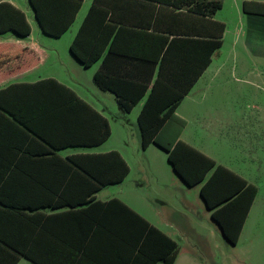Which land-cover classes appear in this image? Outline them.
Wrapping results in <instances>:
<instances>
[{"label":"crops","instance_id":"0c3cea01","mask_svg":"<svg viewBox=\"0 0 264 264\" xmlns=\"http://www.w3.org/2000/svg\"><path fill=\"white\" fill-rule=\"evenodd\" d=\"M93 2L94 0H83L67 31L59 38H53L42 32L29 0H0V162L43 159L45 156L42 154L50 150L60 159H68L76 155H104L116 152L126 163L123 155L117 150L101 151L100 149L111 136L112 124L128 125L136 130L138 144L143 152H147L151 146L162 151L166 155L171 173L182 185L187 189L199 188V198L209 213L214 230L220 234L226 245L236 247L255 206L258 189L242 171L220 161L218 151L209 144L200 142L198 133H202L209 140V136L211 139H219L220 133H224L225 130L233 128L239 130L243 126L251 125L247 121L232 123L210 120L208 116H212L210 114L215 112L204 105L203 97L209 90V81L220 77L226 64L217 63L215 70L208 74L214 56L221 53L230 32H233L231 41L234 51L232 73L238 74L237 81H249V85L255 88L258 86L251 81H261L264 84V69H256L253 66L258 61L264 64V46L259 47L253 43L251 35L259 33L264 36V15L256 13L258 11L264 13V0H195L183 5L179 4L175 8L143 0H100V3L109 9L107 12H94L90 17L89 11ZM209 2L221 4L220 9L213 15L210 16L207 10L199 12L195 9L199 3L209 4ZM244 3L250 13H244ZM229 12L234 15V22L228 19ZM88 17L90 18L86 24L87 35L104 28L105 37L111 32L116 38L110 39L112 42H107L103 56L98 61L89 68H84L71 55L69 47ZM217 24L224 26L220 39L221 46L212 54L211 61L207 65L208 42L218 36ZM63 46L67 47L66 53L63 52ZM109 46H111L110 53ZM161 48H169L171 65L175 68L174 74L177 80L192 78L203 64H206L204 71L176 107L175 115L186 124L179 140L213 161L215 166L223 167L245 183L244 189L247 193L238 202L240 206L233 208V211L238 213L223 217L227 223H239L241 214L246 210L236 245L226 241L221 228L212 219L213 212L222 208L228 201L210 210L200 195L202 186L213 170L207 173L204 181L189 187L175 173L168 160V153L154 144H150L146 149L141 146L137 119L152 83L157 78ZM136 50V53L143 56H151L153 64L154 58L158 57L151 76L150 64L147 60L139 61L128 56V53ZM247 60L251 64L255 61L252 69L247 70ZM97 72H102L110 78L131 80L139 84L147 81L151 83L148 85L146 95L133 106L132 110L122 114L116 97L108 91L101 90L94 82V75ZM70 73L75 74L79 79L84 75L87 77L88 73L92 87L90 97L69 84L73 81ZM73 82L78 89L83 90L82 82ZM61 87L70 91L92 112L107 122L110 135L103 143L92 147L78 145L60 147L73 142L74 137H77L78 141L89 139L90 136L87 134L85 137V133L97 123L94 114L78 107L64 105L63 101L69 99L67 98L69 96H65ZM59 102L62 104H58ZM257 108L255 107L254 110ZM208 143L211 144L210 141ZM52 144L59 146V149L53 150ZM62 153L65 155L61 156ZM126 165L128 166L127 163ZM36 175L49 178L59 177L62 174L56 170H40ZM128 175L120 184L102 187L91 196L90 203L56 208L43 207L40 212L49 216L60 215L61 218L53 222L52 232L59 239L72 240L75 242V247L86 249L87 255L99 262L160 264L159 260L168 252V241L176 245V258L173 264L187 262L189 259L195 260L191 245L181 247L177 243L176 238L179 234L176 223L171 222L169 218L157 216L151 209V204L143 203L139 194L130 193L131 190L123 191L122 187ZM142 186L143 183H139L136 188ZM111 187L117 188L100 199L102 192ZM67 189L58 183H50L42 186L41 191L60 192ZM252 189L255 193L251 198ZM29 190H32L31 186ZM8 191L11 189L8 188ZM115 194H119V197ZM111 200H117L131 209L148 227L135 218L127 217L117 204H110L106 206L107 208L101 206ZM119 240H127L128 245H120ZM109 250H112V257L115 258H110L111 255L106 257ZM56 251V256L63 258L59 264L88 262L81 260L79 253L71 254L59 248ZM182 251L185 252V257H180ZM21 263L34 264L24 258L16 264Z\"/></svg>","mask_w":264,"mask_h":264},{"label":"trees","instance_id":"16d2710c","mask_svg":"<svg viewBox=\"0 0 264 264\" xmlns=\"http://www.w3.org/2000/svg\"><path fill=\"white\" fill-rule=\"evenodd\" d=\"M143 1L175 8L179 4L183 5L195 0ZM82 2L83 0H29L42 32L53 38H59L67 31ZM256 5L261 7L259 4ZM220 6L219 2L199 3L195 9H198L199 12L207 10L211 16L220 9ZM108 9L100 3V0H94L89 16L91 17L94 12H107ZM243 11L250 13L246 3L243 4ZM256 13L264 15L259 11ZM61 16L63 17L61 18ZM90 17L85 19L69 47L71 55L84 68H89L98 61L103 56L107 42H112L110 39L116 38L111 32L105 37L104 28L87 35L86 24ZM217 25L219 28L218 36L208 42L207 65L211 61L212 54L221 46L220 39L224 26L222 24ZM110 48L111 46H109V53ZM136 52L137 50L128 53V56L139 61L147 60L150 64L151 76L154 65L158 62V57L154 58L153 64L151 56H143ZM169 52V48L160 49L161 56L157 78L152 83L137 119L141 146L146 149L150 144H154L168 153V160L175 173L189 187L204 181L207 173L213 170L202 186L200 195L210 210L228 201L222 208L213 212L212 219L221 228L226 241L231 245H236L246 210L241 214L239 223H227L224 218L229 214L236 215L238 213L233 211V208L240 206L238 202L247 193V190L244 189L245 183L223 167L215 166L213 161L179 140L186 124L175 115L176 107L204 71L206 64H203L202 68L192 78L177 80ZM94 82L101 90L108 91L116 97L122 114L132 110L133 106L146 95L148 85L151 83L147 81L139 84V82L131 80L110 78L102 72H97L94 75ZM61 88L66 94L65 96H69L67 97L69 99L63 101L64 105L78 107L85 112L94 114V120L97 123L93 124L85 133V137L87 134L90 136L89 139L78 141L77 137H74L73 142L60 147H68L69 145L92 147L103 143L110 135L107 122L92 112L70 91ZM58 104H62V102ZM51 146L53 150L59 149V146L54 144ZM42 155L45 158L26 162H0V264H16L21 258L34 264H59L63 258L56 256L58 248L71 254L79 253L81 260H88L87 264H116L91 259L87 255L86 249L75 247V242L72 240L59 239L52 231L54 229L53 222L61 218L60 215H45L40 212V209L90 203L92 201L91 196L102 187L123 182L129 173L126 163L116 152L104 155H76L68 159H60L50 150L45 151ZM40 170H56L62 175L41 178V176L36 175ZM50 183H58L68 189L60 192L41 191L42 186ZM30 186L31 191L29 190ZM8 188L11 191H8ZM254 193L255 191L252 189L251 198ZM110 204H117L127 217L135 218L148 227L135 212L117 200H111L101 206L107 208L106 206ZM238 211L241 213L240 210ZM168 242V252L161 257L160 264H173L175 261L176 245ZM119 243L120 245H128L126 244L127 240H119ZM107 253V258L110 255V258H115V256L112 257V250ZM117 256L119 255L117 254Z\"/></svg>","mask_w":264,"mask_h":264},{"label":"rangeland","instance_id":"374dc122","mask_svg":"<svg viewBox=\"0 0 264 264\" xmlns=\"http://www.w3.org/2000/svg\"><path fill=\"white\" fill-rule=\"evenodd\" d=\"M227 17L231 22L235 21L232 12L227 13ZM230 30H233V23ZM232 35L233 32H230L221 53L212 60L208 74L215 70L217 63L226 64L221 76L209 81V90L203 101L207 108L215 112L208 116L210 120L232 123L247 121L251 125L243 126L239 130H225L220 133L219 139H211L209 136V140L202 133H198V140L215 148L220 161L242 171L258 189L255 206L236 247L226 245L220 234L214 230L209 213L199 198V188L184 187L171 173L166 155L162 151L151 146L147 152H143L134 128L122 123L112 124L111 136L100 149H114L123 155L130 169L122 187L123 191L131 190L130 193L139 194L143 203L151 204V209L157 216L169 218L176 223L179 234L177 243L181 247L192 246L195 260L189 259L178 264H264V84L261 81H251L258 86L255 88L249 85V81H237L238 74L232 73ZM251 35L253 43L259 47L264 46V36L259 33ZM67 51V47L63 46V52ZM253 63L255 61L252 64L249 60L246 61L247 70L253 66L264 69V64L259 61L256 65ZM70 75L73 81L82 82L84 88L78 89L73 81L69 84L90 97L92 87L88 73L87 77L84 75L80 79L75 74ZM255 107L258 108L254 110ZM139 183H143V186L136 188ZM116 188L105 189L100 199ZM115 195L119 197V194ZM185 256L182 251L180 257Z\"/></svg>","mask_w":264,"mask_h":264}]
</instances>
